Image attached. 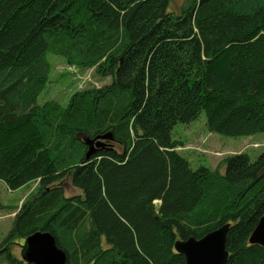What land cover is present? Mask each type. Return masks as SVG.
<instances>
[{"label":"trees","instance_id":"16d2710c","mask_svg":"<svg viewBox=\"0 0 264 264\" xmlns=\"http://www.w3.org/2000/svg\"><path fill=\"white\" fill-rule=\"evenodd\" d=\"M0 0V182L36 183L0 242V264L47 232L65 264H184L176 239L228 225L225 264H264V152L223 173L176 151L171 131L264 133V0ZM109 83L36 104L46 54ZM109 135L87 158L84 141ZM69 177L79 195L65 197ZM18 252H15L17 251Z\"/></svg>","mask_w":264,"mask_h":264},{"label":"rangeland","instance_id":"374dc122","mask_svg":"<svg viewBox=\"0 0 264 264\" xmlns=\"http://www.w3.org/2000/svg\"><path fill=\"white\" fill-rule=\"evenodd\" d=\"M181 1L173 0L170 3V10H177ZM46 61L49 74L43 91L36 99L37 105L53 100L61 107H65L73 93L109 83L107 77L95 74L92 68L78 69L50 53L46 54ZM171 140L177 142L175 151L188 161L191 170L205 167L209 170L217 169L220 174L223 173L222 161L225 158L243 153L252 161L264 152V133L238 138L209 133L204 127L203 113L187 125H175L171 131ZM61 184L65 197L79 195V191L70 186L69 177ZM36 187V183H30L15 191H9L0 182V242L11 228L13 215L24 199L36 191Z\"/></svg>","mask_w":264,"mask_h":264},{"label":"water","instance_id":"95a60500","mask_svg":"<svg viewBox=\"0 0 264 264\" xmlns=\"http://www.w3.org/2000/svg\"><path fill=\"white\" fill-rule=\"evenodd\" d=\"M109 135H103L94 142L84 141L88 150L86 158L100 148L103 139ZM228 225L213 230L202 238L196 240L189 237L185 240L176 239L173 243L175 253L182 255L184 264H225L228 254L225 250V237ZM248 243L250 245L264 246V216H261L252 230ZM21 260L30 264H65L64 253L59 250L53 238L47 232H35L23 240L20 252Z\"/></svg>","mask_w":264,"mask_h":264}]
</instances>
